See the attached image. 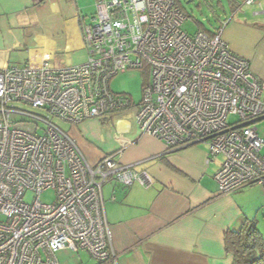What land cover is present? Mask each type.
Wrapping results in <instances>:
<instances>
[{
	"label": "built area",
	"instance_id": "1",
	"mask_svg": "<svg viewBox=\"0 0 264 264\" xmlns=\"http://www.w3.org/2000/svg\"><path fill=\"white\" fill-rule=\"evenodd\" d=\"M94 6L80 26L84 62L52 66L43 55L0 69V264H59L63 248L83 249L96 264H118L102 186L147 187L150 176L115 159L119 150L89 164L52 119L77 124L130 108L128 95L109 88L127 69L148 74L134 105L142 133L168 151L203 143L208 157L220 155L214 174L220 194L255 184L264 189V139L254 127L264 118V81L223 39L230 17L211 35L190 36L176 0H95ZM49 190L53 201H42Z\"/></svg>",
	"mask_w": 264,
	"mask_h": 264
},
{
	"label": "crops",
	"instance_id": "2",
	"mask_svg": "<svg viewBox=\"0 0 264 264\" xmlns=\"http://www.w3.org/2000/svg\"><path fill=\"white\" fill-rule=\"evenodd\" d=\"M34 1L0 0V69L43 55L52 66L84 62L80 26L93 16L95 0ZM238 2L229 16L221 12L222 19L230 17L222 37L264 81V0ZM135 113L136 108L115 111L108 122L95 117L71 128L89 164L119 150L115 159L150 176L147 187L115 181L102 186L118 264H232L224 233L241 227L244 210L236 191L218 192L214 174L221 156L208 157L203 143L168 151L163 141L138 129Z\"/></svg>",
	"mask_w": 264,
	"mask_h": 264
},
{
	"label": "rangeland",
	"instance_id": "3",
	"mask_svg": "<svg viewBox=\"0 0 264 264\" xmlns=\"http://www.w3.org/2000/svg\"><path fill=\"white\" fill-rule=\"evenodd\" d=\"M178 2L188 16L182 25V30H184L188 35L192 36L198 29V25L194 19L202 22L207 27H210L213 23L211 15L212 12L208 7V3L216 6L214 0H178ZM227 2L228 1L226 0H222V4L226 10L225 14L229 16L231 13L229 11L230 9L227 7ZM240 5L243 6L244 4L240 2ZM243 8L245 9L246 7ZM147 81L148 74L146 71L142 69H127L123 72H118L109 80V88L114 93H123L128 95L133 104L136 105L141 99L142 88ZM134 105L130 107L131 110H135L136 106ZM16 106L38 114L43 115L44 113V110L42 109H34L22 103H17ZM112 117L113 114L110 113L97 118L103 123V121L108 122L112 120ZM52 121L61 130L75 139L71 131V128H73L72 124L66 123L58 118H53ZM254 127L256 128L258 135L264 139V118L256 121L254 123ZM235 196L236 201L243 207L244 210L242 221L246 224V226H249L250 224L254 225L260 232L264 241V189L258 184L250 185L236 191ZM53 197V191L49 190L42 193L40 199L44 202H52ZM31 198L32 196L30 194L25 196L26 201H30ZM56 257L59 264H96L95 260H93L85 250L80 248L76 251L69 248L60 249L56 252Z\"/></svg>",
	"mask_w": 264,
	"mask_h": 264
},
{
	"label": "trees",
	"instance_id": "4",
	"mask_svg": "<svg viewBox=\"0 0 264 264\" xmlns=\"http://www.w3.org/2000/svg\"><path fill=\"white\" fill-rule=\"evenodd\" d=\"M176 1L179 5L178 0ZM226 1H228L229 9L236 10L239 8V2L237 0ZM214 2L216 6L208 3V7L212 12L213 23L210 27H207L202 22L194 19L198 25L197 31L202 30L211 35L218 27V23L225 19H222L221 16L223 12H226L222 0H214ZM179 7L183 11L180 5ZM185 15L188 17L186 13ZM224 246L225 251L233 257L232 264H264V241L260 232L252 224L246 226V224L243 223L239 229L226 230L224 233Z\"/></svg>",
	"mask_w": 264,
	"mask_h": 264
}]
</instances>
